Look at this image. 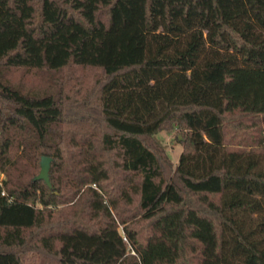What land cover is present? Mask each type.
<instances>
[{
	"label": "trees",
	"instance_id": "obj_1",
	"mask_svg": "<svg viewBox=\"0 0 264 264\" xmlns=\"http://www.w3.org/2000/svg\"><path fill=\"white\" fill-rule=\"evenodd\" d=\"M0 264H264V0H0Z\"/></svg>",
	"mask_w": 264,
	"mask_h": 264
},
{
	"label": "rangeland",
	"instance_id": "obj_2",
	"mask_svg": "<svg viewBox=\"0 0 264 264\" xmlns=\"http://www.w3.org/2000/svg\"><path fill=\"white\" fill-rule=\"evenodd\" d=\"M5 77L15 85H20L24 89L42 91L48 86L51 72L45 70H34L27 68H10L6 70ZM57 74L73 76V78L82 80L85 83H90L101 77V72L96 67H72L64 68ZM69 74V75H68ZM184 132L177 126L172 125L157 131L153 135V141L156 142L168 157L172 160L173 164L176 163L178 155L182 150V138ZM39 167L34 168L35 175L39 172ZM3 177V174H1Z\"/></svg>",
	"mask_w": 264,
	"mask_h": 264
},
{
	"label": "water",
	"instance_id": "obj_3",
	"mask_svg": "<svg viewBox=\"0 0 264 264\" xmlns=\"http://www.w3.org/2000/svg\"><path fill=\"white\" fill-rule=\"evenodd\" d=\"M51 157L47 155H42L39 161V172L34 176V179H43L48 186H50V180L48 176V169Z\"/></svg>",
	"mask_w": 264,
	"mask_h": 264
}]
</instances>
